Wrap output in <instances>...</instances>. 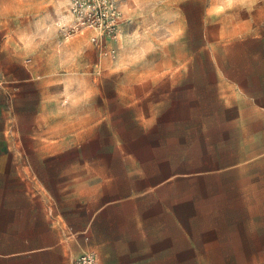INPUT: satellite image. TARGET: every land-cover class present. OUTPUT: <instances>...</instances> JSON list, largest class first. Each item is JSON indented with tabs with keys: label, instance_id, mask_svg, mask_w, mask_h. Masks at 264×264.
<instances>
[{
	"label": "crops",
	"instance_id": "obj_1",
	"mask_svg": "<svg viewBox=\"0 0 264 264\" xmlns=\"http://www.w3.org/2000/svg\"><path fill=\"white\" fill-rule=\"evenodd\" d=\"M210 9L190 57L119 95L125 139L61 109L0 28V264L164 263L204 213L227 260L264 262V26Z\"/></svg>",
	"mask_w": 264,
	"mask_h": 264
},
{
	"label": "rangeland",
	"instance_id": "obj_2",
	"mask_svg": "<svg viewBox=\"0 0 264 264\" xmlns=\"http://www.w3.org/2000/svg\"><path fill=\"white\" fill-rule=\"evenodd\" d=\"M114 1L121 12L120 36L102 45L113 53L104 54L91 42L90 30L68 38L62 35L56 18L69 19V0H0V28L27 46V57L43 73L45 94L57 95L61 109L75 111L77 119L90 114L92 126L106 119L119 139L132 134L131 108L121 103L119 95L131 94L138 78L162 76L157 63L175 62L181 48L190 57L199 43L200 20L210 6L211 12L224 11L228 21L264 26V0ZM181 11L187 16L182 27ZM88 127L77 123V133ZM100 136L111 140L104 128ZM199 226L188 231L187 245L177 247L170 261L156 264H264L227 260L208 213Z\"/></svg>",
	"mask_w": 264,
	"mask_h": 264
},
{
	"label": "built area",
	"instance_id": "obj_3",
	"mask_svg": "<svg viewBox=\"0 0 264 264\" xmlns=\"http://www.w3.org/2000/svg\"><path fill=\"white\" fill-rule=\"evenodd\" d=\"M67 21L60 20V32L65 38L90 30L89 40L100 46L104 54L114 50L104 49L107 40L120 36L121 12L114 0H69ZM2 81L0 80V87ZM72 264H98L96 253L85 251L75 257Z\"/></svg>",
	"mask_w": 264,
	"mask_h": 264
}]
</instances>
